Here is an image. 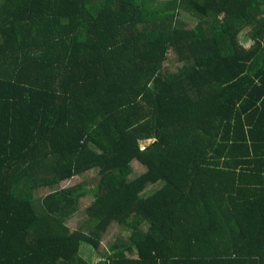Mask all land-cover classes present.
I'll return each instance as SVG.
<instances>
[{
  "label": "trees",
  "instance_id": "1",
  "mask_svg": "<svg viewBox=\"0 0 264 264\" xmlns=\"http://www.w3.org/2000/svg\"><path fill=\"white\" fill-rule=\"evenodd\" d=\"M255 100L264 0H0V264H90L80 245L114 224L130 233L97 264L208 230L264 264V120L224 115ZM91 169L90 186H60Z\"/></svg>",
  "mask_w": 264,
  "mask_h": 264
},
{
  "label": "crops",
  "instance_id": "2",
  "mask_svg": "<svg viewBox=\"0 0 264 264\" xmlns=\"http://www.w3.org/2000/svg\"><path fill=\"white\" fill-rule=\"evenodd\" d=\"M240 43L248 48L254 43V39L251 35L241 33L239 35ZM250 104V101L248 105ZM247 105V106H248ZM246 106V107H247ZM241 102L231 105V110L224 109V115L230 116V121L233 122L235 130L240 127L239 122L248 121L247 125H244V131L247 132V128L253 126H260V121L264 120V100H255V102L246 108ZM222 112V109H221ZM214 216H218L215 214ZM213 231L225 232L226 228H219ZM211 232L201 233L199 231L198 238L193 241H189L187 237L170 239L168 243L162 242L157 246V252L152 251V259L144 264H238L239 258L232 251L235 242L226 238L213 239L210 238ZM112 241V240H110ZM107 243V248L108 249ZM83 245V244H82ZM81 246V245H80ZM80 248V247H79ZM83 248V246H82ZM92 248V247H91ZM130 252H125L124 255L128 258L138 259L137 251L134 247H131ZM93 249V248H92ZM80 251V249H79ZM93 253L94 250H91ZM84 258V257H83ZM87 259L90 264H97L103 259L101 253H99L96 260ZM113 260V259H111ZM92 261V262H91ZM151 261V262H150ZM131 264H135L132 263Z\"/></svg>",
  "mask_w": 264,
  "mask_h": 264
},
{
  "label": "rangeland",
  "instance_id": "3",
  "mask_svg": "<svg viewBox=\"0 0 264 264\" xmlns=\"http://www.w3.org/2000/svg\"><path fill=\"white\" fill-rule=\"evenodd\" d=\"M182 18L185 19V21L190 24V25H194L195 22L197 21V19L195 18V16L193 17L192 15L183 12L182 13ZM175 55L173 54V52L171 50L168 51V55H167V60L165 61L164 65L165 68H170V69H175L177 62L175 61ZM144 166L141 165L138 161L133 160L132 161V173L130 175V177H134L135 175L143 172L144 170ZM96 169H91L88 170L86 173H84L81 176H74L68 180H65L63 182H61L60 186H69V185H73L76 184L78 182L83 183L84 185L90 186L92 183H94L95 179H96ZM152 188L148 187L145 191V193L151 191ZM45 191H47V189H40L38 191H36L35 196L39 197L41 196ZM90 197L91 196H86L84 198L81 199L80 202V206H79V211L77 213H75L74 216L70 217L67 220V225L69 226L70 230L75 229L76 227H78L83 220L86 219V216L84 214V209L86 207V205H88V203L90 202ZM130 233L129 230L122 228L121 226H118L117 224H114L113 226H111L110 228L107 229V231L103 234L102 238H101V243L98 247V249H92L90 245H88L87 243H82L80 246V251L79 254L84 257V259H89L90 260H96L99 253L103 252V250L105 248H107V243L110 240H114L117 236L123 235V236H128ZM83 246V248H82ZM91 250H94V252L92 253ZM91 261V262H92Z\"/></svg>",
  "mask_w": 264,
  "mask_h": 264
}]
</instances>
